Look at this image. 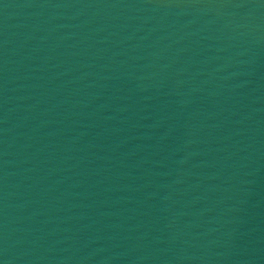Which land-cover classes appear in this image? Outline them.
Returning <instances> with one entry per match:
<instances>
[{
    "label": "water",
    "instance_id": "obj_1",
    "mask_svg": "<svg viewBox=\"0 0 264 264\" xmlns=\"http://www.w3.org/2000/svg\"><path fill=\"white\" fill-rule=\"evenodd\" d=\"M0 264H264V0H0Z\"/></svg>",
    "mask_w": 264,
    "mask_h": 264
}]
</instances>
